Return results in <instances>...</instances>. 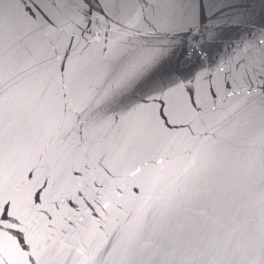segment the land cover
Instances as JSON below:
<instances>
[{"label":"water","instance_id":"water-1","mask_svg":"<svg viewBox=\"0 0 264 264\" xmlns=\"http://www.w3.org/2000/svg\"><path fill=\"white\" fill-rule=\"evenodd\" d=\"M0 264H264V0H0Z\"/></svg>","mask_w":264,"mask_h":264}]
</instances>
